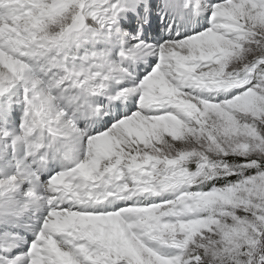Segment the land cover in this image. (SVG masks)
<instances>
[{
	"label": "snow or ice",
	"instance_id": "6c2138e0",
	"mask_svg": "<svg viewBox=\"0 0 264 264\" xmlns=\"http://www.w3.org/2000/svg\"><path fill=\"white\" fill-rule=\"evenodd\" d=\"M0 264H264V0H0Z\"/></svg>",
	"mask_w": 264,
	"mask_h": 264
}]
</instances>
